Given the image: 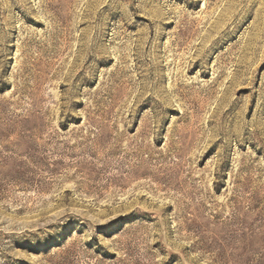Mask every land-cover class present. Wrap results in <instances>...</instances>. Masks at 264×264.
<instances>
[{
  "label": "rangeland",
  "instance_id": "374dc122",
  "mask_svg": "<svg viewBox=\"0 0 264 264\" xmlns=\"http://www.w3.org/2000/svg\"><path fill=\"white\" fill-rule=\"evenodd\" d=\"M0 264H264V0H0Z\"/></svg>",
  "mask_w": 264,
  "mask_h": 264
}]
</instances>
